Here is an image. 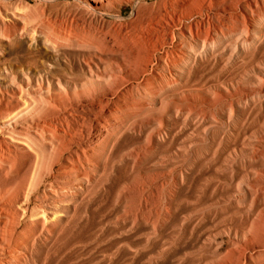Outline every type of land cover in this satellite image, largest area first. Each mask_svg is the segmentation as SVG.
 I'll return each mask as SVG.
<instances>
[{
	"label": "bare ground",
	"instance_id": "6f19581e",
	"mask_svg": "<svg viewBox=\"0 0 264 264\" xmlns=\"http://www.w3.org/2000/svg\"><path fill=\"white\" fill-rule=\"evenodd\" d=\"M38 2L0 0V264H264V0Z\"/></svg>",
	"mask_w": 264,
	"mask_h": 264
},
{
	"label": "rangeland",
	"instance_id": "374dc122",
	"mask_svg": "<svg viewBox=\"0 0 264 264\" xmlns=\"http://www.w3.org/2000/svg\"><path fill=\"white\" fill-rule=\"evenodd\" d=\"M24 3H26L31 9H34L35 11H37V9H39L40 7L39 6H41L40 5V3L38 2L39 0H22ZM63 1H65V0H47V2H48V4H51V6H52V9H55V10H57V11H59V10H61V8H62V6H61V4L60 3H62ZM2 2H8V3H12V4H16L17 3V0H2ZM33 7V8H32ZM129 12H130V6L129 5H126V6H124L123 7V10H122V14L124 15V16H126V15H128L129 14ZM46 14V13H45ZM199 211H202V210H199ZM197 213V212H196ZM195 212H192V213H189V214H191V216L192 217H194V216H196L197 214H196ZM177 228V226L176 225H172V226H170V227H167L166 229H165V232L166 233H169V232H171V230H174V229H176ZM206 229H205V227L201 230V232L203 233L204 231H205ZM174 234V232H172L171 234H169V235H173ZM220 240V239H219ZM189 241H192V240H190L189 239ZM178 243L180 242V241H177Z\"/></svg>",
	"mask_w": 264,
	"mask_h": 264
}]
</instances>
